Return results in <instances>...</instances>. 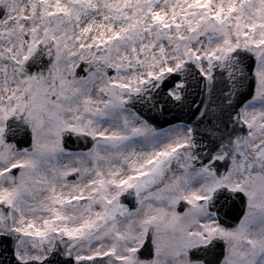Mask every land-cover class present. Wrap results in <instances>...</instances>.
Here are the masks:
<instances>
[{"label": "snow or ice", "instance_id": "snow-or-ice-1", "mask_svg": "<svg viewBox=\"0 0 264 264\" xmlns=\"http://www.w3.org/2000/svg\"><path fill=\"white\" fill-rule=\"evenodd\" d=\"M0 264H264V0H0Z\"/></svg>", "mask_w": 264, "mask_h": 264}]
</instances>
